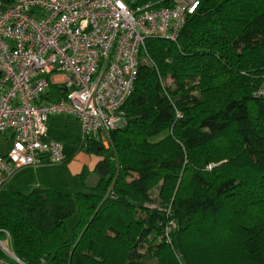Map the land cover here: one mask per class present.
I'll use <instances>...</instances> for the list:
<instances>
[{"label":"trees","instance_id":"16d2710c","mask_svg":"<svg viewBox=\"0 0 264 264\" xmlns=\"http://www.w3.org/2000/svg\"><path fill=\"white\" fill-rule=\"evenodd\" d=\"M144 51L125 125L108 149L82 141L104 152L92 183L0 185V242L20 262L264 264V0H199L176 41L150 37ZM0 260L18 264L1 246Z\"/></svg>","mask_w":264,"mask_h":264},{"label":"built area","instance_id":"2783aa9c","mask_svg":"<svg viewBox=\"0 0 264 264\" xmlns=\"http://www.w3.org/2000/svg\"><path fill=\"white\" fill-rule=\"evenodd\" d=\"M167 2L163 7L136 0L0 2V136L11 139L8 150L0 146V185L45 157L62 160V143L47 134L53 114L74 116L82 141L98 138L108 145L111 130L124 121L122 106L133 91L146 39L176 41L199 6V0ZM56 74L64 76L56 98L41 101ZM254 94L264 97V75ZM173 226L169 220L166 235Z\"/></svg>","mask_w":264,"mask_h":264},{"label":"crops","instance_id":"0c3cea01","mask_svg":"<svg viewBox=\"0 0 264 264\" xmlns=\"http://www.w3.org/2000/svg\"><path fill=\"white\" fill-rule=\"evenodd\" d=\"M8 2L10 0L4 3ZM63 78V75H53L50 77L51 84L57 87V81ZM55 91L54 88L50 89L40 100L51 101L55 99ZM75 123L79 125L77 119L72 115L62 113L51 115L46 124L47 134L50 139L62 142V160L52 162L45 157L44 162L36 167H21L6 180L5 188L26 194L32 188L42 185L68 193L79 192L87 175L89 173L95 175L94 169L97 162L102 158V154L86 150L82 141L77 144V148L67 142L64 143V140H70L65 136V134L68 135L66 129ZM0 138L1 151L3 152L7 150L3 149L6 147V141L10 140L11 142V139L6 134H2Z\"/></svg>","mask_w":264,"mask_h":264},{"label":"rangeland","instance_id":"374dc122","mask_svg":"<svg viewBox=\"0 0 264 264\" xmlns=\"http://www.w3.org/2000/svg\"><path fill=\"white\" fill-rule=\"evenodd\" d=\"M6 1L7 0H0L1 3H4ZM147 59H148L147 54L144 51V53L141 55L140 60H141V62H145ZM161 82H162V85L164 87H166V88H171V89L174 88L173 80L168 75H166L165 78H161ZM122 113L124 114V121H122L116 128H119V127H122V126L125 125L126 121H125V110H124V108H122ZM59 130H61V129H59ZM66 130H67L66 133L68 135L65 134V136L68 137L70 140L69 141L64 140V143L67 142L68 144L74 145L75 148H77V144H79L83 140V134L81 132V129L79 128V125H77L76 123L72 124ZM10 146H11L10 140L6 141V147H4L3 149H7L8 150L10 148ZM102 147L108 149L109 148V144L107 146L106 145H102ZM99 153L103 154L104 152L101 150ZM184 164H186V162H184ZM192 170H193L192 166H189V169H187V170H185L183 167L180 170V174H179L180 177H179L178 183L181 182L182 187H184V184L186 183L187 179L190 177V174H191ZM95 179H96V176L93 175L92 173H89L87 175V177L85 178V181L87 183H89V182L92 183V181H94ZM78 218L79 217H78V213L77 212H74L72 215L67 217L66 225H67V227L70 230L74 227V225L76 224ZM0 264H4V263L0 262Z\"/></svg>","mask_w":264,"mask_h":264}]
</instances>
